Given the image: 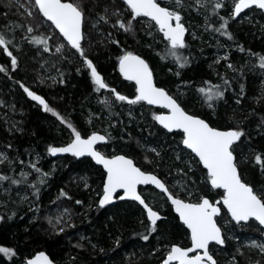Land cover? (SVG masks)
<instances>
[{
  "label": "trees",
  "instance_id": "16d2710c",
  "mask_svg": "<svg viewBox=\"0 0 264 264\" xmlns=\"http://www.w3.org/2000/svg\"><path fill=\"white\" fill-rule=\"evenodd\" d=\"M78 2L83 12L84 55L70 47L69 51L52 52L49 49L59 39L53 25L46 20V26H42L38 10L29 16L13 0H0V34L8 42L7 50L0 47V89L8 91L7 97L15 102L14 116L18 122L17 128L8 130L0 119V147L7 150V156L0 160V176L9 178L0 180V247L15 253H0V264H24L26 258L43 249L58 264H157L166 254L164 247L188 242L185 228L164 195L150 186L142 188L163 216L152 231L142 209L133 201H115L103 208L98 205L104 173L99 166L88 158L74 156H63V165L50 164L56 157L48 154L49 149L74 138L73 128L81 136L101 132L107 137L103 145L106 154L123 153L133 158L141 169L155 172L168 187L178 171L196 191L194 196L186 197L184 191L173 188L185 200L198 201L197 194L209 198L222 195L221 189L211 188L206 182L209 176L196 157L192 160L193 169L175 159L169 136L174 137L181 152L192 154L180 144L181 132H166L156 123L154 113L160 108L143 101L129 103L136 96L135 84L122 78L117 62L124 54L136 52L147 60L155 83L174 94L187 112L201 116L211 126L243 131L238 149L250 162L260 155L261 162L246 168L241 165L239 174L241 170L244 182L264 191V100H254L258 77L247 67L248 60H244L251 50L260 49L264 41H256L258 27L237 26L233 30L234 21L222 17L221 8L209 4L211 29L216 28L215 17L220 26L226 22L222 38L235 47L227 58L234 69L231 74L224 61L213 67L209 60L213 50L206 42L184 43L183 48H177L179 56L174 58L166 52L172 51L168 42L161 51L155 50L119 0ZM92 21L97 28L90 26ZM118 21L126 25L131 21L130 30L121 28ZM41 26L44 32L38 30ZM29 27L32 32H28ZM37 37L46 44H36ZM9 51L16 58L15 67ZM36 53L49 55L54 80L34 78L41 57ZM85 57L92 61L107 88H97ZM169 63L179 66L176 72L166 71ZM222 70L226 72L224 78L219 77ZM22 84L45 98L61 119L27 98ZM210 87L223 95L209 101L200 89ZM112 89L128 99H116ZM146 145L155 146L159 153L146 150ZM81 177L88 181V186ZM56 205L69 208L72 227L60 231L50 224L49 213ZM231 226L224 231L226 241L224 248H219L218 264H249L252 260L264 264V254L245 252L238 245L242 232H264L261 227L252 219ZM78 234L84 237L79 238ZM144 235L149 238L144 240Z\"/></svg>",
  "mask_w": 264,
  "mask_h": 264
},
{
  "label": "snow or ice",
  "instance_id": "6c2138e0",
  "mask_svg": "<svg viewBox=\"0 0 264 264\" xmlns=\"http://www.w3.org/2000/svg\"><path fill=\"white\" fill-rule=\"evenodd\" d=\"M126 2L133 13V19L139 16L150 18L159 25L160 31L164 33L173 50L184 47L186 29L181 23V16L178 11L161 7L157 3V0H126ZM196 2L199 4L201 0H196ZM175 3L177 6H181L182 0H175ZM34 5L42 13L43 17L47 18L48 21H51L59 29L70 45L74 49L80 50V54L84 55L81 49L83 13L78 0H72V2L34 0ZM253 5L264 9V0H238L234 4V12L238 15L244 9ZM221 7V2L215 4L216 9ZM28 14L32 15L31 12ZM173 21H175L174 25ZM118 23L126 31L131 28V21L127 25L122 21H118ZM224 27H226V22L221 25V28ZM27 30L28 32L33 31L31 27ZM219 30L217 29V31ZM34 42L36 44H46L45 40L38 37L34 38ZM7 43L4 36L0 34V47L7 50ZM57 51L59 52L60 48H57ZM8 55L12 56V53L9 51ZM172 55L175 56L176 53L173 51ZM85 62L88 68L91 69V76L97 88H107L108 86L98 74L92 61L87 60L85 57ZM11 63L15 67L16 58L14 56H12ZM119 64L120 71L124 76L128 80L135 81L138 85V95L135 99L129 100V103L147 101L149 104H162L170 110V114L157 115L154 118L169 131L173 129L182 130L184 133L182 143L199 157V160L208 171L212 187L225 190L223 204L231 213V217L237 222L255 218L261 225H264V199L259 197L251 186L242 181L238 173L237 164L234 162L235 157L232 146L244 135L243 131L232 129L226 131L218 130L209 126L203 119L187 114L164 89L155 87L148 65L144 60L133 55L131 52L123 55L119 60ZM260 66L264 68V57H260ZM2 70L0 68V71ZM24 91L33 100L39 101L45 111H54L42 97L36 95L28 88H24ZM112 91L115 93V89H112ZM200 91L207 94L209 101L214 96L220 97L223 95L219 91L213 92L211 87L207 90L201 88ZM115 95L116 99L121 101L128 99L119 93H115ZM68 126L72 127L71 124ZM72 130L75 133V138L71 143L66 147H51L49 151L52 154L72 153L78 157L88 154L94 157L97 163L103 164L107 169V182L104 186V194L100 200V205L104 206L110 203L117 189H123L125 196L138 201L144 206L153 226L152 231H155V225L160 217L156 211H153L145 203L141 195L137 194L136 186L153 183L157 187L167 191L164 184L155 175L142 172L140 168L134 165L131 159H127L124 156H113L109 159L96 151L94 145L98 141H104V136L93 133L87 139H83L79 131H76L74 128ZM255 159L257 163L261 162L260 155H257ZM22 175L24 174L22 173ZM7 179L9 178L6 176H0V180ZM12 182L18 183L15 180ZM124 198V196L120 197V199ZM171 202L175 205V210L179 213L180 219L191 230L192 247L185 249L175 245L172 246L163 264H172V262H178V264H217V261L209 252V244L210 242L221 245L224 243L221 228L215 220V217L220 213V209L207 198H202L201 202L198 203H186L177 198H172ZM77 203L80 202L77 201ZM148 238V235L143 236L144 240ZM253 246L259 247L261 251H264V245ZM197 250H203L202 254H199ZM194 252L197 254L190 255V253ZM0 253H5L9 256L15 255L12 249L2 247H0ZM27 264H51V261L44 253H39L34 259L29 260Z\"/></svg>",
  "mask_w": 264,
  "mask_h": 264
},
{
  "label": "rangeland",
  "instance_id": "374dc122",
  "mask_svg": "<svg viewBox=\"0 0 264 264\" xmlns=\"http://www.w3.org/2000/svg\"><path fill=\"white\" fill-rule=\"evenodd\" d=\"M119 1L122 2L121 0H119ZM13 2L19 4L22 8H24V10L26 11L27 14L29 12H31L33 14V12L38 10L37 7L34 5V0H13ZM217 2L222 3L221 9H219L221 12V16L226 18V19H230V20L234 21L233 30L236 29L237 26H242V27L250 26V27H254V28L258 27L257 29H258V31H260V34L257 35L258 37H256V41H259L260 39H262V41H264V37H263L264 36V11L262 9L257 8V7H249L247 9L243 10L240 14L235 15L234 4L236 2H238V0H201V3H199V4L196 2V0H182L181 6H177V4L175 3V0H163V6L166 8L178 11L180 13L181 23L184 25V27L186 29V33L184 36L185 45L187 43L189 45H192L193 44L192 42H194V44H196V45H199L200 42H206L207 44L209 43V45H211L212 50H213L211 52V56H210L211 58L209 59L210 62L213 64V67H216V65L219 64L220 61H224V66L227 68H230V72L232 74L234 69L232 67V64H230L227 61V58H229V55H231V53L233 52V49L235 47L232 43H230L229 41H226L227 39L222 38V35L225 34V32H224L225 29L224 28L221 29V26H220L218 20L216 19V17L213 21L216 24V28L214 30L211 29L212 27H210V25H209L210 22L208 21L209 20L208 5L209 4L215 5ZM122 4H123V10L130 14L131 20L136 21V24L138 25V28L141 31L140 34L145 36L147 43L148 44L153 43L152 46H154V49L155 50L159 49L158 51H161L162 48L165 47V44L168 41H166L162 38V33H160L159 29L153 23V21H151L147 17H143V16H139V17H136L135 19H133V13L130 11V9L123 2H122ZM29 16H31V15H29ZM222 24H224V22H222ZM41 25L46 26V20L44 18L41 20ZM42 26L40 29H38L40 32H44V29H42L43 28ZM90 26L92 28H97L96 23L94 21L91 22ZM217 27L220 29V31H217V29H218ZM83 35L85 38L84 30H83ZM58 36H59L60 40L57 38V41L54 42L53 47L49 50H52V52H56V54L58 52L57 48H60L59 52L69 51L68 48L70 46L63 40V38L59 34H58ZM259 48L260 49H258V50H251V53H248V57L244 58V60H248L247 67H249L252 72H255V74H257V77H258L257 78L256 93L254 94V98H255L254 100H256V101L264 100V68H262L260 66V62H259L260 57L264 55V44ZM166 50H167L166 52L169 55H171L170 56L171 58L174 56V55H172L173 51L176 53L175 56H179L178 55L179 52L177 49H175V50L171 49L172 51H170V52L168 49H166ZM82 51L85 52V48L82 47ZM132 53H136V52H132ZM136 54H138V53H136ZM36 55L41 56V57L38 59V63L36 64L37 73H36V77H34V78L37 80L40 77H43L46 80H51V81L54 80L53 79V76H54L53 72L49 68V64H48L49 63L48 62L49 55H47V54L42 55L40 53H36ZM234 67H236V65ZM178 68H179V66L175 65L174 63H169L168 66L165 67L166 71H168L170 73L176 72ZM222 71H223V73L219 74V77L224 78L223 75H225L226 72L224 70H222ZM209 82H212V81L209 80ZM33 85H36V84H33ZM24 88H28L33 93H35V91L33 89H31V87L24 86L23 84L21 86V90L25 94V96H27V98H29L30 100H33L24 91ZM7 94L9 96L10 93L8 91H2L0 89V119L4 122L6 128L8 130H10V128H17L18 122H17V118L14 116V114H16V112H17L15 110L17 107L15 105V102L12 99H9L10 97H7ZM35 94L38 95L37 93H35ZM171 95L173 97H175L174 94H171ZM40 97H42V96H40ZM43 99L45 100V98H43ZM175 99L182 106L179 99H177L176 97H175ZM33 101L37 102L41 106V108L44 110L43 105H41L39 103V101H36V100H33ZM45 102L48 104V106L50 108H52L46 100H45ZM46 112H48V111H46ZM159 112H163V111L155 112L154 117ZM48 113L52 114V116H54L55 118L61 119L55 110L53 112H48ZM225 129H229V128H225ZM233 129L240 130L237 127H234ZM173 138H174L173 136H169V142L172 143V145H173L170 148L171 153L174 155L176 160L187 165L190 169H193L192 160H193V157H195V156L191 152L190 153L193 156L192 155L188 156L187 153L181 152L180 148H178L175 145V141ZM182 139H183V135L181 134L180 139H179L181 145H182ZM239 143H241V138L236 143H234V144H236V146H234V148H233L234 149L233 154L235 157V163L237 164V168H240L241 165H243L246 168V167H250V166L257 164L255 159L250 162L249 159H247L246 157L243 156V153H241V151L238 149L240 146V145H238ZM182 147H183V145H182ZM99 148H100L101 152L106 154V151H105L103 146L99 147ZM145 148H146V150H151V151L154 150L153 152H155L156 154L159 153L158 149L153 145H146ZM183 148H185V147H183ZM252 152H253V156H255L254 150ZM6 156H7V150L0 147V160L5 158ZM144 157L145 156H143L142 160L145 163L147 161L145 160ZM64 162L65 161L63 160V156H61V157L54 158L50 162V164L58 163L59 165H63ZM148 172H153V171H148ZM153 173H155V172H153ZM240 173H241V176L243 177L244 175H243V172L241 170H240ZM176 174H177V176L174 177V181L172 183H170V186H169L170 190H172V192H175V190L173 188L177 187L179 190L184 191V193L186 194V195L185 194L184 195L186 197L194 196V194H196L195 193L196 191H194L193 186H191L180 175V173L178 171ZM83 179L84 178H82V180ZM83 181L85 182V186H88V181L87 180H83ZM206 182L209 183V177L206 180ZM247 182H248L247 184H249L254 189L256 194L259 197H261L262 199H264V191H262L259 188L253 187L249 183V181H247ZM175 193H177V192H175ZM177 195H179V194L177 193ZM180 196H181V194H180ZM202 196L203 195H201V194H197L195 197H197V199L200 200L202 198ZM181 197H184V196H181ZM149 201L151 202V204L154 203L153 199H151V198L149 199ZM49 215L51 218L50 219L51 221L49 220L50 224L54 225L55 228H57V230L61 231V230L67 229L68 227H72L71 222H70L71 213L69 211V208H67L66 206H60V205L54 206L52 208V210L50 211ZM227 225H228V223H227ZM240 230H241V227H240ZM242 230H244V228H242ZM74 234H77V233H74ZM241 236L242 237L239 239L238 245L240 247L244 248L245 252L255 251V252H258L259 254H264V251H261V249L259 247L253 246V245H264V232H261V231L253 232V231L246 230L245 232H242ZM78 237L82 238L84 236L81 234H78ZM231 237H234V235H231ZM169 247H170L169 245L167 247H164V249H163L164 254L168 253ZM25 261H24V264H25ZM253 263L254 264H260L258 262V260H252L249 264H253Z\"/></svg>",
  "mask_w": 264,
  "mask_h": 264
},
{
  "label": "water",
  "instance_id": "95a60500",
  "mask_svg": "<svg viewBox=\"0 0 264 264\" xmlns=\"http://www.w3.org/2000/svg\"><path fill=\"white\" fill-rule=\"evenodd\" d=\"M129 9H130V7L128 6V4H127V2H126V0H121ZM161 1H163V0H157V3H159L160 4V6L161 7H164L163 5H161ZM62 2H71V1H69V0H62ZM251 7H257V6H255V5H253V6H251ZM257 8H259V7H257ZM38 9V8H37ZM260 9V8H259ZM245 10V9H244ZM263 11H264V9H262ZM39 11V10H38ZM130 11H131V9H130ZM132 12V11H131ZM40 13V12H39ZM83 13V12H82ZM235 13V12H234ZM40 15L43 17V15H42V13H40ZM235 15H237V14H235ZM144 17V16H143ZM45 20H47V18H45V17H43ZM148 18V17H147ZM148 19H150V18H148ZM151 20V19H150ZM48 21V20H47ZM151 21H153V20H151ZM52 25H53V27L56 29V31L58 32V34L63 38V40L71 47V48H73L71 45H70V43L67 41V39L63 36V34L62 33H60V31H59V29H57L56 27H55V25L51 22V21H49ZM153 23L157 26V28L159 29V31H160V28H159V25L158 24H156V22L155 21H153ZM175 24V21H173V25ZM81 33H82V39H81V42H82V40H83V38H84V35H83V18H82V23H81ZM160 33H162V38L164 39V40H166V41H168L167 40V38L164 36V33L162 32V31H160ZM185 33H186V31H185ZM184 36H185V34H184ZM168 43L170 44V42L168 41ZM184 43H185V41H184ZM170 46H171V44H170ZM133 55H135V56H138V57H140L142 60H144L145 61V63L148 65V67H149V70L151 71V73H152V80H153V84L155 85V87H157V88H162V87H160V86H158L156 83H155V80H154V77H153V72H152V70H151V68H150V66H149V64H148V62H147V60L145 59V58H143L141 55H139V54H136V53H132ZM125 55V54H124ZM120 60V59H119ZM119 60H118V62H117V67H118V71H119V73H120V75L122 76V78L123 79H125L126 81H132V82H134V84H135V88H136V96L138 95V93H137V88H138V85L136 84V82L135 81H133V80H128L125 76H124V74L120 71V64H119ZM163 89V88H162ZM165 90V89H164ZM165 92L169 95V96H171L166 90H165ZM135 96V97H136ZM174 100H176L173 96H171ZM135 99V98H134ZM146 105H148V106H155V107H158V108H162L164 111L163 112H159L157 115H168V114H170V110L168 109V108H165L162 104H149L147 101H143ZM176 102L178 103V101L176 100ZM179 104V103H178ZM180 105V104H179ZM180 107L187 113V114H189V115H192V116H195V117H198V118H200V119H203L206 123H208L204 118H202L201 116H198V115H194V114H191V113H189V112H187L181 105H180ZM156 115V116H157ZM155 121H156V123L162 128V129H164L166 132H172V131H179V132H181L182 133V135H183V139H184V133L182 132V130H180V129H173L172 131H169L168 129H166V128H164V126L163 125H161L160 123H159V121H157L156 119H155ZM209 124V123H208ZM209 126H211L210 124H209ZM211 127H213V128H216V129H218V130H222V131H226V130H230V129H232V130H235V129H233V128H229V129H221V128H217V127H214V126H211ZM93 133H96V134H98V135H101V136H104L105 137V140L104 141H98L95 145H94V149L96 150V151H98V152H100L102 155H104L106 158H112L113 156H124V157H126L127 159H131L132 161H133V163H134V165L136 166V167H138V168H140L136 163H135V161H134V159L133 158H131V157H129V156H127V155H125V154H123V153H116V154H104L103 152H101V150L99 149V146H103L106 142H107V137L103 134V133H101V132H97V131H94V132H91V133H89L88 135H86V136H81L83 139H87L89 136H91ZM75 138V137H74ZM74 138H72L71 140H69L67 143H65V144H63V145H57V146H52V147H66L69 143H71L72 142V140L74 139ZM183 139H182V141H183ZM237 142V141H236ZM235 142V143H236ZM182 145H183V147H185L188 151H190L196 158H197V160H198V162L200 163V165L205 169V171H206V173H207V175H208V171H207V169L204 167V165H203V163L199 160V157H197L196 155H195V153H193L190 149H188L183 143H182ZM48 154L51 156V157H61V156H74V157H76V158H78V159H81V158H88V159H90L91 161H92V163L94 164V165H96V166H99L101 169H102V171L104 172V177H103V181H102V185H101V189H102V192H101V194H100V196H99V198H98V205L101 207V208H103V207H105V206H108V205H110V204H112V203H114L116 200H118V201H120V200H130V201H135V202H137L143 209H144V211H145V215H146V217H147V220L149 221V223H150V225H151V221L149 220V218H148V216H147V210L144 208V206L143 205H141L138 201H136V200H134V199H131L130 197H127V196H125V193H124V190L123 189H117V191H116V193H114L113 194V199H112V201L110 202V203H108V204H106V205H104V206H101L100 205V200L103 198V190H104V186H105V184H106V182H107V169L104 167V165L103 164H100V163H97V161H96V159L94 158V157H92V156H90V155H88V154H85V155H83V156H75V155H73L72 153H56V154H52L50 151L48 152ZM235 162V161H234ZM141 169V168H140ZM238 169V168H237ZM141 171L142 172H144L145 174H151V175H155L156 177H157V179H159L163 184H164V186H165V188L167 189V191H165L164 189H161V188H159V187H157L155 184H153V183H149V184H139V185H137L136 186V191H137V194H139V195H141L140 193H139V187L140 186H150V187H152V188H154L156 191H158L159 193H161V194H163L166 198H167V200H168V202H169V204L171 205V207H172V210H173V212L177 215V217H178V220H179V222L183 225V227L189 232V237H190V245L188 246V247H183V246H181V245H179V244H172L171 246H170V249H171V247L172 246H179V247H181V248H185V249H187V248H191L192 247V241H191V230L190 229H188L187 228V226L183 223V221L180 219V217H179V213H177L176 212V210H175V205H173L172 204V202H171V200H172V198H177V199H181V198H178V197H175V196H173L169 191H168V188H167V186H166V184L164 183V181L157 175V174H155V173H153V172H148V171H144L143 169H141ZM238 173H239V170H238ZM209 176V175H208ZM243 181V180H242ZM244 182V181H243ZM246 183V182H245ZM209 185H210V187L211 188H214V187H212V185H211V182H210V178H209ZM249 185V184H248ZM250 186V185H249ZM222 191H223V197H224V195H225V190L224 189H222V188H220ZM122 196H124L125 198L124 199H120V197H122ZM171 197V198H170ZM141 198L142 199H144L142 196H141ZM203 198H207L209 201H210V199L208 198V197H203ZM181 200H183V199H181ZM202 200V199H201ZM201 200L199 201V202H201ZM184 202H186V203H198V202H190V201H186V200H183ZM211 202V201H210ZM146 203V202H145ZM218 203H221V205H222V207L227 211V213H228V215L230 216V218L234 221V222H237V221H235L232 217H231V213L229 212V210L227 209V207L223 204V198L220 200V202H218V201H216V202H214L213 204L215 205V206H217L218 208H219V206H218ZM150 207V206H149ZM153 209V208H152ZM220 209V208H219ZM153 211H156V210H154L153 209ZM157 213H158V215H159V217H160V219L163 217L158 211H156ZM220 214V213H219ZM159 219V220H160ZM250 219H253L260 227H262L263 229H264V225H261L258 221H256L255 220V218H250ZM158 220V221H159ZM215 220H216V217H215ZM240 222H246V221H240ZM217 225H218V223H217ZM152 226V225H151ZM221 234H222V231H221ZM222 238H223V236H222ZM210 243H215V242H210ZM215 244H217V243H215ZM210 245V244H209ZM217 245H220V246H223L224 245V243L221 245V244H217ZM197 251H201V254H202V252H203V250H197ZM39 253H44L48 258H49V260L51 261V264H58L56 261H54L51 257H50V255L45 251V250H38V251H36V252H34L30 257H28L27 259H26V261H25V264H27V262L29 261V260H31V259H34ZM166 257H167V254H166V256L164 257V259L161 261V262H159V263H157V264H163V261L166 259ZM173 263H176V264H178V262H172V264Z\"/></svg>",
  "mask_w": 264,
  "mask_h": 264
},
{
  "label": "flooded vegetation",
  "instance_id": "af4514ba",
  "mask_svg": "<svg viewBox=\"0 0 264 264\" xmlns=\"http://www.w3.org/2000/svg\"><path fill=\"white\" fill-rule=\"evenodd\" d=\"M161 5H163V1H161ZM169 93V92H168ZM170 94V93H169ZM171 95V94H170ZM172 96V95H171ZM160 111H164L162 108H161V110ZM99 147H102V146H99ZM100 149V148H99ZM103 177H104V173H103ZM102 181H103V178H102ZM164 181V180H163ZM165 183V182H164ZM166 184V183H165ZM166 186H167V184H166ZM146 187V186H145ZM142 188H144V186H140L138 189H139V193L141 194V196L144 198V200H145V202L151 207V208H153L154 210H156L152 205L153 204H151V202L149 201V199L148 198H146L145 197V191H143L142 192ZM167 188H168V191L173 195V196H175V197H178V198H181V199H183V200H185L184 198H182V197H180V196H178V195H176V194H174V192L172 193L171 191L172 190H170V188L167 186ZM155 190V189H154ZM156 191V190H155ZM101 192H102V189H101ZM158 192V191H157ZM165 197V196H164ZM203 197H208V196H202V198ZM166 198V197H165ZM201 198V199H202ZM209 198V197H208ZM223 198V193H222V195L221 196H218V197H213V198H209L210 199V201H211V203H214V202H216V201H218V202H220V200ZM200 199V200H201ZM166 200H167V198H166ZM200 200H198V201H190V202H199ZM116 201H118V200H116ZM130 201V200H129ZM186 201H189V200H186ZM133 202H135V201H133ZM141 209H142V211H143V214H144V217H145V219L147 220V217H146V215H145V211H144V209L137 203V202H135ZM167 203L169 204V202H168V200H167ZM170 205V204H169ZM218 206H219V208H220V214L218 215V216H216V222L218 223V226L221 228V231H222V236H223V239H224V245L223 246H220V245H217V244H215V243H210V245H209V252H210V254L214 257V259L217 261V264H218V256H219V251H221L220 249H222V248H224V246H225V238H224V231L226 230V229H228V228H230V227H232L231 226V224H244V223H246V222H248V221H246V222H234L231 218H230V216L228 215V213H227V211L222 207V205H221V203H218ZM170 208H171V211H172V213L174 214V215H176L174 212H173V210H172V207H171V205H170ZM156 211H158V210H156ZM159 212V211H158ZM224 212H225V214H224ZM160 213V212H159ZM161 214V213H160ZM162 215V214H161ZM226 216H227V218H226ZM176 217H177V215H176ZM178 218V217H177ZM225 218V219H224ZM162 219V218H161ZM253 220V219H252ZM148 221V220H147ZM148 223H149V221H148ZM227 223H228V225H227ZM231 223V224H230ZM150 224V223H149ZM230 224V225H229ZM227 225V226H226ZM229 226V227H228ZM153 227V226H152ZM261 229L264 231V229L261 227ZM186 230V229H185ZM186 232H187V240H188V242H187V244L186 245H181V244H179V243H174V244H179V245H181V246H183V247H188L189 245H190V237H189V232L186 230ZM172 245V244H171ZM171 245H169V246H171ZM220 248V249H219ZM169 251H170V247H169ZM168 251V252H169ZM199 254H201V251H197ZM166 254H168V253H166ZM166 254L164 255V257L166 256ZM195 254H197L196 252H194V253H190V255H195ZM164 257L161 259V261L164 259ZM160 261V262H161ZM159 263V262H158ZM260 263V262H259ZM173 264H176V263H173ZM254 264V263H253ZM261 264V263H260Z\"/></svg>",
  "mask_w": 264,
  "mask_h": 264
},
{
  "label": "bare ground",
  "instance_id": "6f19581e",
  "mask_svg": "<svg viewBox=\"0 0 264 264\" xmlns=\"http://www.w3.org/2000/svg\"><path fill=\"white\" fill-rule=\"evenodd\" d=\"M169 44V43H168ZM170 45V44H169ZM171 47V46H170ZM182 134V133H181ZM44 250V249H43Z\"/></svg>",
  "mask_w": 264,
  "mask_h": 264
}]
</instances>
